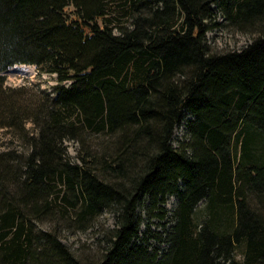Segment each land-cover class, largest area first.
<instances>
[{
	"label": "trees",
	"instance_id": "16d2710c",
	"mask_svg": "<svg viewBox=\"0 0 264 264\" xmlns=\"http://www.w3.org/2000/svg\"><path fill=\"white\" fill-rule=\"evenodd\" d=\"M211 6L251 38L242 50H211ZM14 65L55 74L53 95L21 106L1 75ZM23 118L28 155L0 151V264H264V0H0V128L22 133ZM169 196L161 251L138 208ZM108 209L96 261L59 240Z\"/></svg>",
	"mask_w": 264,
	"mask_h": 264
},
{
	"label": "rangeland",
	"instance_id": "374dc122",
	"mask_svg": "<svg viewBox=\"0 0 264 264\" xmlns=\"http://www.w3.org/2000/svg\"><path fill=\"white\" fill-rule=\"evenodd\" d=\"M211 8L213 10L212 24H217V26L206 33V41L211 50L213 52L240 51L247 46L251 38L247 35L233 32L222 21L219 11L214 6H211ZM119 16L116 18L117 20L121 19ZM177 18L180 20V17ZM123 21L125 19H122ZM1 75L4 76V87L12 90L23 89L21 92L15 93V95L19 94L22 96L23 101L20 102L23 103L21 106L27 109H31L32 107L29 105L36 100L43 99L46 96L51 97L53 88L57 84L55 74L42 72L34 65H14L2 72ZM187 119L191 118L188 116ZM22 126V133L13 127L0 128V151L13 150L17 156L22 158L28 155L30 152V139L36 136L38 130L29 119L23 118ZM184 130V126L174 129L171 138L173 147L176 146V142ZM63 146L68 161L71 164L76 163V152L80 150V145L75 143L74 140H65ZM207 203V200L203 199L194 212V221L198 227L209 223L206 218L208 216ZM176 204V199L169 196L166 198L164 205H162L163 210L161 211L153 210L152 212H147L145 207L139 206L138 213L142 222L139 229V238L145 239L151 248L158 246L161 251L166 249L167 245L162 242L157 243L159 239L154 240V237H159L162 232L165 233L169 230L171 225L170 218ZM70 216L72 217V215ZM81 224L84 225L78 224L69 228L65 224L63 225L64 228L59 226V240L78 258L88 257L96 261L108 246L109 232L115 228L113 210H104L94 220L91 219L86 224ZM49 228H52V226H49ZM234 257L236 260L241 259L240 249L235 251Z\"/></svg>",
	"mask_w": 264,
	"mask_h": 264
}]
</instances>
